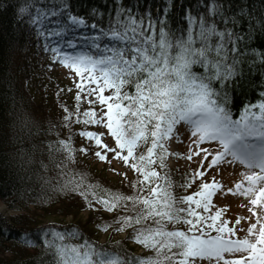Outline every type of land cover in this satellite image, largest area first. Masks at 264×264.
Returning a JSON list of instances; mask_svg holds the SVG:
<instances>
[{
  "label": "snow or ice",
  "instance_id": "obj_1",
  "mask_svg": "<svg viewBox=\"0 0 264 264\" xmlns=\"http://www.w3.org/2000/svg\"><path fill=\"white\" fill-rule=\"evenodd\" d=\"M225 10L222 4L213 7V14L225 25L223 30L218 29L215 20L202 18L196 27L176 35L163 25L157 29L150 19L145 22L129 15L122 20V9L115 24L103 32L111 45L101 47V37L91 43L97 50L95 55L70 54L62 52L60 46L45 45V50L53 53V60L80 78L76 100L80 102L81 95L95 97L86 102L106 109L99 113L94 108L75 112V122L103 126L115 141V147H110L102 139L104 133L81 132L98 149L93 154L110 163L111 153L138 174L133 186L135 195L86 183L82 176L68 177L60 190L80 195L90 209L95 202L108 212L133 211L134 215L119 218L116 231L133 229L132 239L153 252L150 257L123 258L86 238L80 244L70 243L81 236L76 228L65 232L51 230L45 235L52 237L47 245L53 250V264H264V92L258 103H247L239 118H233L223 88L225 84L231 87L239 75V41L243 35L233 30L239 21L235 16H225ZM241 13L247 15L243 9ZM71 23L84 25L75 16ZM229 23L233 28L228 27ZM190 24L195 25L196 21L190 20ZM63 34L62 29L50 32L61 40ZM248 38L251 39L250 34ZM66 46L76 47L71 41ZM196 66L202 71L195 70ZM217 81L220 92L214 87ZM106 91L111 94L105 96ZM65 119L71 121L73 113ZM179 125L189 129L191 144L196 146L184 159L191 161L203 154L201 168L203 160L211 156V167L238 163L247 170L234 189H227L233 196L246 198L249 211L256 218L243 238H234L239 229L228 227L229 221L222 218L225 208L212 213V198L223 192L224 186L215 177L210 183L203 182L206 171L197 170L180 185L189 188L200 179L199 191L182 197L175 195L167 160L169 156H181L170 152L167 145L173 138L179 139ZM212 142L219 146L215 151L200 147ZM60 145L71 156L72 145L65 141ZM235 223L239 225L241 220ZM176 225L187 227L179 229ZM108 227L103 225L102 229L107 231ZM227 254L232 258H225Z\"/></svg>",
  "mask_w": 264,
  "mask_h": 264
},
{
  "label": "trees",
  "instance_id": "obj_2",
  "mask_svg": "<svg viewBox=\"0 0 264 264\" xmlns=\"http://www.w3.org/2000/svg\"><path fill=\"white\" fill-rule=\"evenodd\" d=\"M217 3L226 9L225 16H235L239 21L235 28L231 23L228 27L243 35L239 41L242 53L238 58L239 75L233 79L231 87L225 84L223 88L228 94L227 107L236 119L247 103H258L264 92V0H0V201L15 213L10 217L0 213V264H53V250L47 245L52 237L45 233L73 228L78 229L81 236L72 239V244H80L86 238L100 249L119 253L123 258L153 255L132 239L134 230L131 228L124 231V239L100 242L98 236L104 231L103 225H109L107 231L119 233L113 224L114 218L103 215L84 224L77 221L80 208L74 200L75 193L60 188L68 177L79 179L82 176L86 182L87 174L86 170L75 168V162L68 165L65 158L69 154L61 150L60 142L70 143L74 149L71 155H76L80 153L76 143L85 138L80 133L92 130L95 125L75 122V112L77 109L80 113L87 111V102H78L69 90L59 96L42 95L40 99L33 96L18 67L20 55L29 49L46 51V44L60 46L62 52L70 54L95 55L97 50L91 43L101 37L98 41L101 47L111 45L112 41L103 36V32L115 24L122 9V20L129 15L145 22L150 19L157 29L163 25L166 31L176 35L196 27L202 18L215 20L218 29L223 30L225 25L221 18L213 14ZM241 9L247 15L242 14ZM73 16L83 20L86 26L72 25L69 20ZM190 20H195L196 24L191 25ZM61 29L63 40L50 35ZM68 41L74 42L76 47H67ZM195 70L202 71L199 66ZM214 87L221 91L218 81L214 82ZM52 113H56L59 120H54ZM68 113H73L71 121L65 119ZM168 170L176 196L192 195L200 190L194 188L195 183L189 188L180 187L189 174L169 167ZM95 180L98 181L94 179L93 183L99 184ZM100 186L112 190L107 184ZM54 193L59 195V200L51 197ZM46 203L50 207L61 205L53 214L72 215L73 220L31 223L34 218L27 210L38 205L46 207ZM122 210L106 213L119 216ZM121 213L123 216L135 214L133 211ZM175 227L186 229L187 226Z\"/></svg>",
  "mask_w": 264,
  "mask_h": 264
},
{
  "label": "rangeland",
  "instance_id": "obj_3",
  "mask_svg": "<svg viewBox=\"0 0 264 264\" xmlns=\"http://www.w3.org/2000/svg\"><path fill=\"white\" fill-rule=\"evenodd\" d=\"M69 21L71 23V19ZM85 26L86 25L84 24L80 25L79 27L84 28ZM72 43L74 44V42ZM20 58L21 59L18 62V67L21 70L22 77L27 81L28 90H30V93L37 99H40L42 95L47 96L49 94L53 96H59V94H62V92L67 93L68 90L75 95V99L76 96L80 94V90L76 87V85L80 83V78L72 69L66 68L59 62L53 60V53L48 52V50L36 52L29 49L28 51L22 53ZM92 87H95V85H92ZM110 94V91H106L104 93L105 96ZM88 99L94 100L95 97L81 95V100H84V102H86ZM86 108L88 109L87 111L94 108L98 113L102 110H106L103 109L98 103L94 105H89L87 103ZM51 117L54 120H59L56 113H52ZM89 131L104 133V136L102 137L103 141L110 147H115L114 139L110 136V134H108L107 129L103 126L95 125L94 128ZM178 133L179 139L177 140L173 138L168 142L167 147L170 152L180 153L181 158L169 156L167 160L168 167L175 171L177 170L188 173L189 175L196 172L197 170L206 171V175L203 177V182L210 183L213 177H215V180L224 186V191L218 192L212 198V213L214 214L215 211L219 210L220 208H225L226 212L223 214L222 218L229 221L228 227L239 229V231L236 232L234 238H243L246 235V230L250 224L256 222V218L253 217L252 213L249 211V201L244 197L233 196L230 193H227V189H234L235 184L242 181L241 174L247 170L244 168V166L239 165L238 163L220 164L218 166L211 167V156H209L207 160H203V168H201L200 165L203 154H201V156H194L191 161L184 159L183 157L186 156L190 150H194L196 146L191 144L190 131L184 125L178 126ZM76 146L80 147V149H87V151H80V153L78 152L79 154L77 153L78 155H67L65 159L68 165L75 162V168H79L83 171L86 170L84 171V173L87 174L86 183L94 184V179H97L98 181L95 180V182L99 183L98 185L107 184L114 192H120L125 195L136 194V188L133 186L136 184L138 178V176H136L137 173H134L133 170H131L122 161L115 159L111 153L108 154L109 160L111 161L110 163L98 160V158L93 154L98 149L94 146V142L90 143L86 137L82 142L76 143ZM200 147L208 148L210 151H215L219 146L215 142H212L204 143L200 145ZM157 171H160V169L157 168ZM77 175H79V172ZM200 183L201 180L197 179L194 184V188H199ZM51 197L55 200H59V195H56V193H54ZM74 200H76V204H78L80 208L78 211L79 214L77 215V221H80L82 224L86 223L89 219L94 220L96 217L104 215L114 218L113 224L116 228L120 226L117 221L121 216H123L121 212H129V210L123 209L119 216L112 215L111 213L107 214L103 207L95 202H93V208L90 209L87 207L85 200L76 193ZM60 206L61 205L58 206L57 204L56 206L50 207L47 203L46 207H41L39 205L36 207L33 206L27 210L32 214V218H34V221L31 220L30 222L33 224H45L52 220L65 222L72 221V215L64 217L61 214H53L55 211L60 210ZM128 208H132L131 204L128 205ZM48 211L51 213H47ZM0 213L7 217L15 214L13 211L9 210L2 201H0ZM62 218H64V220ZM238 219L241 220L239 225L235 223V221ZM170 227H172V225H170ZM125 236L126 232H119L116 234L114 230H109L106 232L100 231L98 239L100 242H103L106 240L124 239ZM225 258H232L231 254H227ZM200 264H208V262L202 261Z\"/></svg>",
  "mask_w": 264,
  "mask_h": 264
}]
</instances>
